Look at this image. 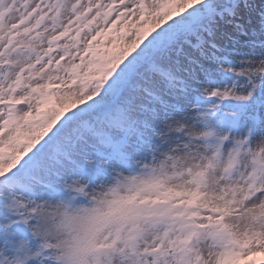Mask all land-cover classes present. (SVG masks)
Instances as JSON below:
<instances>
[{
  "label": "snow or ice",
  "instance_id": "snow-or-ice-1",
  "mask_svg": "<svg viewBox=\"0 0 264 264\" xmlns=\"http://www.w3.org/2000/svg\"><path fill=\"white\" fill-rule=\"evenodd\" d=\"M0 264H264V0H0Z\"/></svg>",
  "mask_w": 264,
  "mask_h": 264
}]
</instances>
